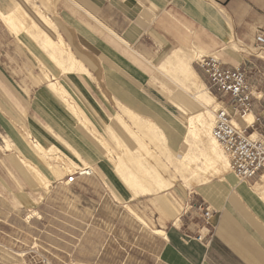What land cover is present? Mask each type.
<instances>
[{"label":"crops","instance_id":"1","mask_svg":"<svg viewBox=\"0 0 264 264\" xmlns=\"http://www.w3.org/2000/svg\"><path fill=\"white\" fill-rule=\"evenodd\" d=\"M49 1L74 65L38 37L10 32L0 18V264L23 254L27 237L30 248L65 254L63 264H264V172L240 181L229 169L189 185L178 176L165 185L171 188L133 193L170 179L163 172L170 154L191 155L185 111L197 103L182 85L176 55L207 84L194 56L219 54L229 68L250 63L254 119L234 121L264 136V57L229 55L231 43L259 47L264 0ZM11 4L0 0V13L10 14ZM214 92L231 111L230 98ZM128 116L147 123L134 124L144 145L122 143L117 119L137 135ZM34 144L57 150L69 168L94 172L63 189L65 167L51 166ZM137 165L145 171L136 174ZM199 202L213 212L207 225L188 208ZM76 251L89 253L77 260Z\"/></svg>","mask_w":264,"mask_h":264},{"label":"rangeland","instance_id":"2","mask_svg":"<svg viewBox=\"0 0 264 264\" xmlns=\"http://www.w3.org/2000/svg\"><path fill=\"white\" fill-rule=\"evenodd\" d=\"M11 1V5H10V8L7 10V13L8 12H13V10H15V12H14V15H15V18H16V20H15V28L14 27H11V28H9L8 26H7V28L10 30V32H14V33H18L19 32V30H23V32H25L26 34H28V35H30L31 37H33L34 39H35V37H38L39 39H41V44H42V47H43V49H48V50H50V51H52L53 53H56L58 56H59V53H58V51H57V45H56V42H55V46H53L52 44H51V40L49 39V36L48 35H46L47 33L44 31V29H42V27H40V19H43V20H41V23L43 24V22L42 21H44V22H48V23H50V24H53L54 25V27L56 28L58 25H56L57 23V21H56V19L54 18V17H51V16H49V5H50V1L49 0H10ZM26 3V4H25ZM20 4V5H19ZM21 4L23 5V6H21ZM18 5L20 6V7H18ZM15 8V9H14ZM33 12H35V14L36 13H38L37 15H35ZM14 15H13V17H14ZM31 15H33L32 17H31ZM42 16V18H40L39 19V16ZM36 16H37V19H35L36 18ZM45 19V20H44ZM36 20V21H35ZM36 22V23H35ZM16 23H19V27H17L16 25ZM32 25V26H31ZM24 28V29H23ZM41 28V29H40ZM57 30V29H56ZM44 34V35H43ZM43 35V36H42ZM48 36V37H47ZM44 40V41H43ZM47 40V41H46ZM43 41V42H42ZM47 46V47H46ZM49 47V48H48ZM51 47V48H50ZM56 48V49H55ZM53 49V50H52ZM231 50H232V52L229 54L228 52H227V54H229L234 60H237V58H235V57H237V56H239V51H242L243 53H245V52H248V53H253V54H256L257 55V53H259V52H261V51H264V49H263V47H255V49H250V50H247V49H245L242 45H240V44H236V43H231ZM56 51V52H55ZM215 56H217L223 63L224 62H226V61H228L227 59H223L222 57L223 56H221V55H219V54H215ZM258 56V55H257ZM60 57V56H59ZM199 57V56H198ZM198 57L196 58V56H194V58H193V60L194 59H198ZM243 70H245L246 71V74H247V79H250V80H252V81H254V80H256L257 78H256V76L249 70V68H250V63H248V62H246L244 65H242V66H240ZM198 78V77H197ZM255 78V79H254ZM254 79V80H253ZM198 80V82H200V83H202L199 79H197ZM175 82H177V84H178V81H176L175 80ZM185 83L183 82V86L185 87V89H186V91L188 92V93H190V95L192 96V98H194V91L192 90V89H187V87H186V84L184 85ZM203 85H204V88H206V90L212 95V96H215V92H214V90L212 91L211 89H210V87H209V85L207 84V82H203L202 83ZM196 110L194 111V112H191V114H193V113H195L196 111H198L199 110V108H198V106L196 105ZM220 108V106L218 105V103H217V101L215 100V99H213V101H212V104H211V107H210V109L211 110H213V113L217 110V109H219ZM215 110V111H214ZM129 117V116H128ZM208 117V118H207ZM207 117H206V124L207 125H209L207 128H208V131H210L211 130V128H212V123H213V118H214V114H211V115H207ZM129 119H130V117H129ZM187 119H188V117H187ZM131 121H132V124H133V126L135 127V129L137 130V135H136V133L134 132V131H132V129L123 121V119H122V121H120V120H118L117 119V121H118V124L120 125V127L122 128V131L124 132L123 133V144H124V142L125 141H127V140H132V141H136V143L138 144V143H141V144H143V142L145 141V140H147V139H145V137H143L141 134V132H140V130L137 128V126H135L134 124L135 123H138V124H140V125H145L146 123L145 122H141V120L140 119H137V120H132V119H130ZM123 122V123H122ZM142 123V124H141ZM151 124V123H150ZM153 125V124H152ZM206 125V126H207ZM155 127V126H154ZM189 127V126H188ZM157 129V128H156ZM210 129V130H209ZM158 130V129H157ZM207 131V132H208ZM160 132V131H159ZM208 134V133H207ZM140 135V136H139ZM206 134H203L202 136H204L205 137V139L207 138V136L209 137V134L207 135V136H205ZM201 136V135H200ZM202 136H201V138H202ZM203 137V138H204ZM154 138H156L157 139V141L159 140V137H154ZM210 138V137H209ZM205 139H203V140H205ZM202 140V139H201ZM211 140V139H210ZM200 140H198V142L197 141H195L194 142V140H190V142L191 143H189V144H191V145H188V144H186L187 145V153H188V151L190 152L191 151V153H192V155L191 156H195L196 158L198 157L199 158V160H198V162L197 161H195L196 163L194 164H190V166L189 167H187V168H180V169H177V171H176V169H175V167H177L178 165H179V167H180V165L181 164H188V162L185 160V159H183L184 161L182 162V160H180L177 156H175L176 157V159L179 161L178 163H177V160L173 157V154L171 155L170 154V156H169V165H170V169L169 170H163V172H164V174L165 173H167L168 175H169V177H170V179L169 180H166V179H164V178H162L161 180H164V182H165V184H168L169 182H172L173 181V179L175 178L176 179V177H180V179H181V181L183 182V183H185L186 185H189V184H191V183H199V182H201V181H204V180H207V179H209V178H212V177H214V176H216V175H219L220 173H222L223 171H229V168H228V166L227 167H225V168H220V169H218V168H216V167H212L211 166V164L209 163V164H207L208 166H206V161H205V159L204 158H202V159H204V161L203 160H201V154H199V153H201L200 152V148H201V146H202V144L199 142ZM196 142H197V144H196ZM198 144H200V145H198ZM144 145V144H143ZM195 145V146H194ZM161 146V145H160ZM196 147V148H195ZM217 148L220 150V152L222 153V155L226 158V156L224 155V153L222 152V150L220 149V147H219V145L217 146ZM53 151V152H52ZM56 152V150L55 149H51V151L50 152H48V153H44L43 155L42 154H40L42 157L44 156V159H47L48 161H50V163H51V166L52 165H57V166H62V167H65L63 170L65 171V175H64V179L63 180H61V181H59V183H58V185L59 186H61L63 189H68L69 187H71L72 185H73V183L71 184V185H65V180L68 178V177H70V174H72L74 171H75V169H77L78 167H81V166H84V167H86L87 165H80V166H71L70 168L69 167H67V162H65L66 160L63 158V156H61V155H59V153H55ZM186 154V153H185ZM194 154V155H193ZM201 155V156H200ZM155 154H153V159H151V161L152 162H155L156 163V158H155ZM46 157V158H45ZM138 157H140V155H138ZM161 157V156H160ZM50 159V160H49ZM226 160H227V158H226ZM133 161L135 162V160L133 159ZM228 161V160H227ZM144 162V161H143ZM65 163V164H64ZM136 163V162H135ZM210 165V166H209ZM138 166V165H137ZM90 167V166H89ZM141 169H144V170H142L143 172L145 171V168H140L139 166H138V169L137 170H140V172H138L137 171V173L136 174H138V173H141L142 171H141ZM190 169V170H189ZM225 169V170H224ZM217 170L219 171V173H217ZM123 171V170H122ZM161 173H162V170H159ZM93 172H94V170H93ZM117 172H118V170H117ZM123 172H125V171H123ZM155 172H156V170H155ZM179 172H180V174H179ZM127 174V173H126ZM152 174H154L153 172H152ZM127 175H134L133 177L135 178L134 180H135V182H137V183H140L141 181L139 180V178H137L138 177V175H137V177L135 176V174H127ZM182 175H183V177H182ZM146 178H148V180H152V176H149V175H146ZM78 179H80V180H82V179H85V178H78ZM143 181H145V179H143ZM157 181V180H156ZM174 182H176V181H174ZM142 183V182H141ZM148 183V182H147ZM154 183V182H153ZM144 186H146V188H149V189H151V192H149V193H143L142 191H140L139 189H137L138 191H136V192H133L135 195H141V194H150V193H153V192H158V191H163V190H165V189H168V188H171V187H166L165 189H163V190H159L158 189V185H156L155 183H154V185L152 186V185H150V183L149 184H147V185H145V184H143ZM128 188V187H127ZM129 189V188H128ZM158 189V190H157ZM172 191V190H171ZM171 191H169L168 193H171ZM189 208V207H188ZM190 209V208H189ZM113 218L112 217H109V218H107V222L108 223H113ZM12 229V228H11ZM14 235H12V237H13ZM139 236H144V235H139ZM10 237H11V234H10ZM10 240H11V238H10ZM12 241V240H11ZM27 243H26V245L27 246H25V245H21V247L22 248H25V252H23V254L22 253H16V254H14L13 252L12 253H10V255H12L13 257H14V259L13 258H11L10 259V263L9 264H41L42 263V261H48L50 264H63V260H66L65 259V257L63 258L61 255H65V254H63V253H59V256H57V254H56V252L55 251H49V250H47V249H43V248H40L39 246H32L31 248H30V246H29V243H28V237H27V241H26ZM18 251V250H17ZM19 252H22V250H19ZM69 251H64V253H68ZM85 253L87 254V253H89V251H76L74 254H73V259H77V260H80L82 257H84L85 258ZM91 253V252H90ZM67 258V257H66ZM71 259V258H70Z\"/></svg>","mask_w":264,"mask_h":264},{"label":"built area","instance_id":"3","mask_svg":"<svg viewBox=\"0 0 264 264\" xmlns=\"http://www.w3.org/2000/svg\"><path fill=\"white\" fill-rule=\"evenodd\" d=\"M255 41L264 48V33L258 32ZM196 66L213 90L227 95L231 100V111L227 107H220L214 112L211 135L228 158L230 171L240 181H250L264 172V136L248 134L246 129L234 123V119H243L247 113H251L252 93L246 71L241 67H227L215 55L198 58ZM92 174V167H78L65 180V185H71L78 178ZM189 208L194 210L206 225L213 216L212 210L203 202L190 205ZM196 240L201 242L203 239L199 235ZM41 264L50 263L45 260Z\"/></svg>","mask_w":264,"mask_h":264},{"label":"bare ground","instance_id":"4","mask_svg":"<svg viewBox=\"0 0 264 264\" xmlns=\"http://www.w3.org/2000/svg\"><path fill=\"white\" fill-rule=\"evenodd\" d=\"M26 4V3H25ZM20 5V4H19ZM18 5V7H20ZM21 6H23L22 4H21ZM15 12V11H14ZM14 12H11L10 14H7V15H3V14H1L0 13V18L2 19V21L4 22V24L5 25H7L9 28H11V27H14L15 28V20H16V18H15V15H14ZM34 14H35V12H33ZM38 13H36L35 15H37ZM13 15H14V17H13ZM33 15H31V17H32ZM39 16V15H38ZM34 17V16H33ZM40 18H42V16H39V19ZM35 19H37V16H36V18ZM38 20V19H37ZM41 20H43V19H40V27H42V29H44V31L47 33L46 35H48L49 36V39L51 40V44L53 45V46H55V42H54V40H53V38H52V36L54 35L56 38H57V40H58V43H56V45H57V51H58V53H59V56L60 57H62V56H66L67 55V58H68V60H69V62H74V60H73V57L68 53V50H67V52L64 50V45H63V42H62V40H61V38L59 37V35H58V33L56 32V29H57V27L55 28L54 27V25L53 24H50V23H48L47 21L46 22H44V21H42L43 22V24L41 23ZM45 20V19H44ZM57 20V19H56ZM36 21V20H35ZM36 23V22H35ZM57 23V22H56ZM57 25V24H56ZM32 26V25H31ZM59 26V25H58ZM24 29V28H23ZM41 29V28H40ZM51 34H52V36H51ZM44 35V34H43ZM42 35V36H43ZM47 36V37H48ZM44 41V40H43ZM42 41V42H43ZM47 41V40H46ZM47 47V46H46ZM49 48V47H48ZM51 48V47H50ZM56 49V48H55ZM53 50V49H52ZM56 52V51H55ZM180 53V52H179ZM181 54V53H180ZM183 54V53H182ZM257 55L258 56H260V57H264V52L263 53H261V52H259V53H257ZM56 56V55H55ZM185 56V55H184ZM52 58V57H51ZM175 62H177L178 61V64H180L179 66L181 67V68H179L180 69V77L182 78V81L186 84V87H187V89H192L193 91H194V98H193V100L197 103V106H198V108H199V110L198 111H196L195 113H193V114H191V113H187L186 111H185V113L186 114H188V119H187V121H188V130H187V136H186V139H185V141H186V143L188 144V145H191V144H189V143H191L190 142V140H194V142L195 141H197L198 142V140H200L199 142L202 144V146H201V148H200V152L201 153H199V154H201L200 156H201V160H203L204 161V159H205V163H206V166H208L207 164H211V166L212 167H216V168H218V169H222V168H225V167H227L228 166V158H227V160H226V158L222 155V153L220 152V150L217 148V146H218V144H217V142L213 139V137H212V135H211V130L210 131H208V126L209 125H207L205 122H206V117H207V115H211V114H214L213 113V110H211L210 109V107H211V104H212V101H213V99H215L207 90H206V88H204V85L202 84V83H200V82H198V78H197V76H196V74L190 69V67H189V64H188V61H186V60H184V58L182 57V56H178V55H176L175 57ZM64 59V58H63ZM80 60V59H79ZM69 64V63H68ZM73 64V63H72ZM177 64V65H178ZM74 65V64H73ZM176 65V66H177ZM60 67V66H59ZM73 67V66H72ZM68 68V67H67ZM66 69V68H65ZM70 70V69H69ZM184 84V85H185ZM53 90H54V88H53ZM55 91V90H54ZM60 91V90H59ZM57 92V91H56ZM59 93V92H58ZM60 95V94H59ZM63 97V96H62ZM74 107V106H73ZM215 111V110H214ZM208 118V117H207ZM120 119V118H119ZM253 119H254V117H253V115L251 114V113H247L244 117H243V119H241V120H243L244 122H245V124L246 125H248V124H251V122L253 121ZM122 121V120H121ZM123 123V122H122ZM234 123L237 125V123L234 121ZM142 124V123H141ZM147 124V123H146ZM149 124V123H148ZM151 125V124H150ZM207 125V126H206ZM139 126V125H138ZM149 126V125H148ZM238 126V125H237ZM153 128V127H152ZM151 128V129H152ZM142 129H143V127H142ZM143 130H145V128L143 129ZM208 131V132H207ZM209 134V137L207 136L208 134ZM203 134H206L205 136H207V138L205 139V137L204 136H202ZM202 136V138H201V136ZM161 139H162V136H161V134H160V136H159ZM204 137V138H203ZM202 139V140H201ZM203 139H205V140H203ZM211 139V140H210ZM115 140V139H114ZM157 140V139H156ZM160 140V139H159ZM158 140V144L160 143V142H162V141H159ZM197 142H196V144H197ZM140 144V143H139ZM141 146L143 145V144H140ZM198 145H200V144H198ZM34 147V149H35V151L39 154H44V153H48V152H50L51 151V149H54V148H50V149H45L44 147H42L41 145H38V144H34L33 145ZM140 146V147H141ZM195 146V145H194ZM196 148V147H195ZM164 149V148H163ZM123 151V150H122ZM53 152V151H52ZM56 152H57V150H56ZM55 152V153H56ZM58 153V152H57ZM167 153V152H166ZM164 154V153H163ZM191 155H192V153H191ZM191 155H189V154H187V155H183V154H179V155H177V157L180 159V160H182V162L184 161L183 159H185L187 162H188V164H181L180 165V167L179 168H187V167H189L190 166V164L192 163H196L195 161H197L198 162V160H199V158L197 157H195V156H191ZM194 155V154H193ZM225 155V154H224ZM226 156V155H225ZM42 157V156H41ZM134 157V156H133ZM169 157V156H168ZM43 158H44V156H43ZM46 158V157H45ZM156 158V157H155ZM202 158H204V159H202ZM139 159V158H138ZM50 160V159H49ZM118 160V159H117ZM137 160V159H136ZM209 163H208V162ZM119 163H120V161H118ZM152 162V161H151ZM133 163V162H132ZM141 163V162H140ZM123 164V163H122ZM136 164H137V162H136ZM210 166V165H209ZM51 168V167H50ZM120 168V167H119ZM52 169V168H51ZM175 169H176V171H177V167H175ZM188 169V168H187ZM59 170V169H58ZM190 170V169H189ZM225 170V169H224ZM35 171V170H34ZM155 171V170H154ZM123 172V171H122ZM37 173V172H36ZM57 173V172H56ZM217 173H219V171L217 170ZM118 174H120V173H118ZM179 174H180V172H179ZM221 174V173H220ZM157 175V174H156ZM181 175V174H180ZM123 177H124V175H122ZM126 176V175H125ZM131 176H133V175H131ZM182 177H183V175H182ZM125 178H123V180H124ZM126 179H127V177H126ZM175 179V178H174ZM125 181V180H124ZM263 181H264V176H263ZM162 182L163 183H165L164 182V180H162ZM173 182V181H172ZM172 182H171V185H172ZM161 183V182H160ZM142 184V183H141ZM157 185H159V183L157 184ZM166 184H164V185H161V186H159L158 187V189L160 190V189H163V188H165L166 186H168V185H166ZM170 185V184H169ZM170 185V186H171ZM141 186V185H140ZM142 188H143V184H142ZM144 189V188H143ZM157 189V190H158ZM148 190V189H147ZM151 190V189H150ZM259 191H261V189L259 190ZM264 191V190H263ZM134 192V191H133ZM145 192H146V190H145Z\"/></svg>","mask_w":264,"mask_h":264}]
</instances>
